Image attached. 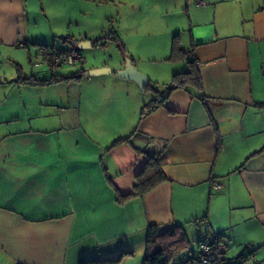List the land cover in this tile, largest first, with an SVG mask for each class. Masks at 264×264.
Listing matches in <instances>:
<instances>
[{"label": "crops", "instance_id": "crops-1", "mask_svg": "<svg viewBox=\"0 0 264 264\" xmlns=\"http://www.w3.org/2000/svg\"><path fill=\"white\" fill-rule=\"evenodd\" d=\"M184 5L179 40L201 91L174 89L139 120L150 100L115 75L124 66L117 55L90 52L82 64L109 74L19 82L56 69L42 68L39 49L40 62L30 58L37 42L28 39L25 0H0V57L15 66L0 63V264H81L120 252L131 255L118 264H144L146 227L172 223L188 239L206 230L212 238L197 242L227 243L231 264H264V0ZM144 150L161 152L168 179L119 205L114 188L132 191Z\"/></svg>", "mask_w": 264, "mask_h": 264}, {"label": "rangeland", "instance_id": "rangeland-1", "mask_svg": "<svg viewBox=\"0 0 264 264\" xmlns=\"http://www.w3.org/2000/svg\"><path fill=\"white\" fill-rule=\"evenodd\" d=\"M185 3L186 0H25L28 39L47 48L68 47V43L62 40L67 35L93 42L99 39V43L93 44V47L81 49L84 58L90 52L92 58L100 57L102 60H110L115 55L121 59L134 55L140 61L135 65L136 68L150 80L149 86L142 91L148 101L157 97L155 91H158L160 98L164 96L173 73L187 69L186 60L170 59L174 38L181 34L182 40L187 38V17L182 13ZM182 29H185L184 33H180ZM113 32L120 37L128 56L123 57L117 43L108 37ZM31 46L36 47V50H31L30 58L40 62V56H35L39 46ZM181 47L188 49L186 43L184 46L181 43ZM87 61L83 62V68L88 66ZM0 63L5 70L15 69L3 56L0 57ZM42 66L43 69L48 68L47 65ZM54 68V73L62 76L80 69L79 66L66 63ZM15 92L13 95L17 97L18 93ZM4 129L6 126L1 130ZM201 232V235L196 232L189 236L191 250L196 247L199 238H212L206 230ZM189 254L184 252L177 255L173 263H179Z\"/></svg>", "mask_w": 264, "mask_h": 264}, {"label": "trees", "instance_id": "trees-1", "mask_svg": "<svg viewBox=\"0 0 264 264\" xmlns=\"http://www.w3.org/2000/svg\"><path fill=\"white\" fill-rule=\"evenodd\" d=\"M108 37L113 39L117 43L118 48L120 50L124 51L123 44L121 43V40L116 33L110 34ZM179 38L180 37H175L172 42V48H171L172 53L170 59L186 60L187 69L184 71L173 73L170 80V86L167 89L164 96L162 95L160 98V94L158 93V91H155L157 97L151 99L147 104H145L141 108L139 113V120L148 113H150L151 111H153L154 109H156L157 107H159L162 104V102L166 99L169 92L174 89L195 87L197 90L201 91V78H200L199 70L196 67V63L193 59H187L188 52L181 47ZM62 40L69 44L75 45L78 39L74 38L71 35H67L62 37ZM96 43H99V39L94 40V42L92 41V45ZM33 45L41 47V48L38 47V49L41 50L42 53H44L45 58L47 57L49 52H65L72 48H75L74 46L68 50H58L55 49L54 47L47 48V46L43 44L37 43ZM43 48H45V50H43ZM82 64L81 66H79L80 69L74 73H71L70 76L52 75L50 78L47 79H38L33 76H30L28 78L20 77L18 81L29 84H37V83L49 84L63 79L66 80L69 78H79L83 75L84 71L86 70L82 68ZM47 67H49L50 69H55L54 66H51L49 64L47 65ZM149 84L143 90H145L149 86ZM202 96L203 94L202 92H200L199 97ZM258 105L264 106V102H258ZM129 137L130 135L116 139L115 141H113L110 147L122 143H129ZM139 152L144 153L147 157L145 167L143 171L138 176H136L131 192L122 194L114 188L116 201L119 205L124 204L129 199L143 196L144 194L151 191L156 186L165 182L168 179L165 172L163 171L162 164L160 161L161 152L147 151V150L139 151ZM107 181L110 184L111 180L109 177H107ZM201 241L208 242L212 245L214 243H218L220 240H215V241L200 240L197 242V244ZM196 247L191 250L190 241L188 239L186 227L184 224H175V223L169 225L149 224L145 229L144 264H174L173 260L177 255L184 252H189L190 253L188 255L189 257L184 263V264H188L191 263V261L195 259L196 254H198ZM127 255H131V253L120 252L116 257L111 259L89 260V261H83L81 264H118ZM222 260L225 262V264H231V262L226 256V252L223 253Z\"/></svg>", "mask_w": 264, "mask_h": 264}, {"label": "built area", "instance_id": "built-area-1", "mask_svg": "<svg viewBox=\"0 0 264 264\" xmlns=\"http://www.w3.org/2000/svg\"><path fill=\"white\" fill-rule=\"evenodd\" d=\"M84 62V57L80 49L72 48L65 52H49L44 59L46 65L59 66L62 63L68 65L81 66ZM219 187V185H215ZM228 249V245L223 242L210 244L208 242L201 241L197 244V253L195 259L188 264H225L222 260L223 253ZM14 264H29L20 261H15Z\"/></svg>", "mask_w": 264, "mask_h": 264}, {"label": "water", "instance_id": "water-1", "mask_svg": "<svg viewBox=\"0 0 264 264\" xmlns=\"http://www.w3.org/2000/svg\"><path fill=\"white\" fill-rule=\"evenodd\" d=\"M92 41L89 39L77 40L75 47L78 49H85L91 47ZM113 70L111 67L102 66L97 68L86 69L83 73L84 76L91 75H100V74H109ZM115 75L120 78H125L131 80L137 84L139 89L143 90L149 84V77L140 72L136 66L134 65L131 58L127 57L124 59V66L122 69H118L114 71Z\"/></svg>", "mask_w": 264, "mask_h": 264}]
</instances>
